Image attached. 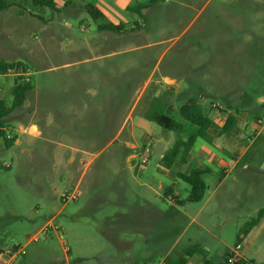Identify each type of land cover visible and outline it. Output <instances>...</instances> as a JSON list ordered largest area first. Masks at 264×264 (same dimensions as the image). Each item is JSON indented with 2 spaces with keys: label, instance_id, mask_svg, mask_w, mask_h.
Returning <instances> with one entry per match:
<instances>
[{
  "label": "crops",
  "instance_id": "obj_1",
  "mask_svg": "<svg viewBox=\"0 0 264 264\" xmlns=\"http://www.w3.org/2000/svg\"><path fill=\"white\" fill-rule=\"evenodd\" d=\"M183 1L56 0L58 11L53 12L48 18L40 16L38 18L43 23V32L48 36L49 41H57L60 38L64 42L62 46L49 48L45 53L46 56L37 57L36 62L40 64L45 59L46 63L41 66L44 68L43 72L54 74L60 71V79L52 76L41 87L33 84L31 93L34 98L27 101L26 108L24 106V108L16 110L17 112L15 111L13 115L25 116L26 112L34 114L41 111L45 113L48 122L53 123L56 122L53 120L55 112L60 116V122L63 124L69 126L81 124V126H85V129L71 128L70 131L73 134L71 140L67 139L66 142L59 143V145L71 154H92L93 148H103L101 146L102 124L116 123L118 107L123 105L121 97L114 92L116 89H113L112 86L106 89L102 87V84H112V78H110L112 68L107 71V80L101 78L105 69L102 60L110 59L116 54L132 53L138 51L139 48L145 50L159 48L160 54H166L175 48L181 36L191 28L193 30L189 41L174 54L264 53L262 19L258 13H253L264 9L263 0H241L242 9L237 14L228 13L225 3L214 4L210 13L205 14L206 9L211 7L209 2L211 0L201 6H199L198 0ZM86 4H91L100 10L102 17L98 20L92 19L96 28L94 33L89 32L87 36L73 39L71 25L66 22L65 17L82 18V22L88 23L89 20L84 15L88 13L83 7ZM171 7L172 14L175 9L177 17L164 18V13ZM247 10L250 12L247 13ZM192 13H195L193 18L182 22L181 16ZM54 14H57V18H54ZM251 14L252 17H249ZM32 16L36 15L32 14ZM107 24L121 26L124 31L117 33L100 29V26ZM184 24H186L185 28L179 35L167 36L171 27L182 28ZM132 41L141 45H132ZM122 42H126L125 48L118 49L119 43ZM81 51H86L88 54H80ZM61 55L62 57L74 55V59L57 62L55 56ZM80 55L83 56L79 58ZM207 74L209 77L215 75L213 71ZM1 76L16 77L14 71L0 74ZM161 80L166 85L162 84ZM13 87L14 85L11 87V92ZM3 90L0 83V100H5L2 97ZM102 90L114 93L106 95L104 98L98 97ZM202 91L198 90L197 93L189 95L191 92L190 83L164 74L160 75L159 79L151 77L141 83L138 99L130 105L123 126L115 137L126 131L125 146H128L130 151L126 156V165L129 168L136 167L140 171L141 176L140 174L139 176L143 179V182L140 183L141 186L146 187L154 194L136 195L121 202L125 208V212H121L124 218L120 221L124 237L118 239L119 244L115 245L112 239L114 235L113 218L107 216L105 230L100 228L102 220L96 219L94 226L100 228H96V230H100V234L106 237L108 245L106 247L99 246L95 255L84 259L96 258L100 264H115L117 258H121L124 264H206L207 261L212 264H225L235 245L240 243V257L243 260L254 264H264V217L246 236L239 233L243 225L264 208V205L251 207L259 197L258 194L248 193L244 197H237L229 201L223 197L215 201V197L227 177L239 165L242 164L243 169H249L255 165L259 167L260 172L264 173V154L259 159L256 157L247 159L246 156L251 147L246 146L242 151H231L216 142L214 146L204 142L200 146L194 145L189 152L187 163L176 162L172 169H166L161 164L165 151L173 145L175 139L172 136H167V138L163 136L159 139V145H156V140L153 137V132L156 130L155 123L147 118L148 109L157 105L170 111L191 101L202 106L206 98V95L201 93ZM146 93L149 94L147 100L137 111L138 101ZM57 94L63 98L62 112L55 110ZM239 94L237 90L222 89L224 103L221 104L226 108L244 107L239 102L241 100ZM262 98L264 96L259 97L258 101L261 102ZM7 104L11 103L7 102ZM211 112L212 115L209 114V116L219 126H223L228 114L225 112L223 115L218 114L213 110ZM237 116L239 121V115ZM257 119L263 126V130L264 121L259 116ZM128 124H130L129 130L126 129ZM13 125L15 126V123ZM184 127L185 124L183 129H185ZM20 128H23V125H20ZM160 129L162 130V128ZM28 130H31L29 133L35 137L42 136V130L36 123H32ZM260 134L261 131L258 130L255 136L259 138ZM143 136H152L154 147L151 157L157 152L159 160L155 166L149 167L148 165L140 170L136 166V158L133 155L135 144L132 143V139ZM14 138L15 144H22V141L16 136ZM1 139L3 144L0 145V149L3 150V146L6 147V145L4 139ZM217 151L224 155L218 154ZM225 158L230 160L226 161ZM91 161H88L87 165L91 164ZM4 166L10 168L9 164ZM197 168L207 170L203 176L207 190L201 202L191 203L187 201L190 187L189 189L183 187L182 182L184 181L178 177V173L187 175L191 170ZM213 178H217V181H212ZM181 191H186L187 195L182 197ZM167 192H169L168 195H166ZM249 204V209H253L248 214L246 210H248L247 205ZM165 205L169 208H166ZM55 217L56 215H53L48 223L41 228V231L47 228L48 224L51 226ZM230 231L231 234L228 233ZM228 235L236 237L234 243L229 241ZM34 236L28 239V243L33 241ZM114 238L117 240V237ZM25 247L21 244L7 247L0 242V264H41L35 257V254L40 250L38 247L35 248L34 257L33 254L29 255V251L25 254L14 251V249ZM110 248L114 252L105 253Z\"/></svg>",
  "mask_w": 264,
  "mask_h": 264
},
{
  "label": "rangeland",
  "instance_id": "obj_2",
  "mask_svg": "<svg viewBox=\"0 0 264 264\" xmlns=\"http://www.w3.org/2000/svg\"><path fill=\"white\" fill-rule=\"evenodd\" d=\"M14 1L15 6L0 13V60L22 61L29 68L32 85L41 87L52 76L60 79V71L54 74L43 72L44 68L41 66L46 63L45 59L43 63L36 62L37 57L46 56L45 53L49 48L62 46L64 42L60 38L57 41H49L48 36L43 32V23L38 18L39 16L48 18L53 11L49 8H36L31 4V0ZM207 1L198 0L199 6ZM209 2L211 7L206 9L205 14H209L212 6L217 3H225L228 13L231 14L240 13L242 9L241 0H211ZM249 12L247 10V13ZM31 13L36 16H32ZM253 13L261 16L264 27V9ZM252 14L249 17H252ZM84 15L89 20L88 23L82 22V18L65 17L66 22L71 25L73 39L96 31L91 17L86 13ZM194 15L195 13L185 14L180 19L183 20L182 22L189 21ZM169 16L177 17L175 9L172 14V7L164 13V18ZM54 18H57V14H54ZM186 24L182 28L171 27L167 36L179 35ZM192 30L191 28L183 34L175 48L166 54H160L159 48L152 50L139 48L132 53L116 54L110 59L102 60L105 69L101 78L107 80V71L112 68L110 77L112 84H102V87L106 89L112 86L116 89L114 92L121 97L123 105L118 107L116 123L102 124L101 146L103 148H93L92 154H71L60 147L59 143L66 142L67 139L71 140L73 136L71 128L83 130L85 126L63 124L60 122V116L55 112L53 120L56 122L53 123L48 122L45 113L41 111L34 114L26 112L25 116L11 117L8 131L13 137L16 136L22 141V144L13 143L10 148L3 146V150L0 149V166H2L0 167V242L2 245L8 247L21 244L26 246L25 251H29V255L33 254V257L35 248L38 247L40 250L35 257L41 264H100L96 258L89 260L84 258L95 255L99 246L108 245L106 237L100 234V230H96L101 227L105 230L107 216L113 218L112 239L115 245L119 244L118 239L124 237L120 221L124 218L121 212H125V208L121 202L136 195L154 194L141 186L143 179L140 177V171L136 167L129 168L126 165V156L130 152L128 146H125L126 131L115 137L123 126L130 105L138 99L141 83L148 78L159 79L160 75L164 74L178 80L182 79L190 83L189 95L203 90L201 93H204L206 98L201 107L207 115H212V110L223 115L224 111L212 106L216 103H224L222 89L237 90L238 94L242 90L239 94L241 97L239 102L244 107H224L228 111L238 112L239 121L236 130L228 136L220 137L216 143L231 151H242L246 146L251 147L246 156L247 159L263 157L264 129L262 130L263 126L260 125L257 117H261L264 121V106L258 101L259 97L264 96V53L174 54L189 41ZM125 43H119L118 49H124ZM132 45L141 44L132 41ZM80 54L87 55L88 52L81 51ZM55 57L57 62L74 59V55ZM210 71L215 73L213 77L208 76L207 73ZM14 81L13 76L0 77V83L4 89L2 97L8 103H12L13 100L11 87ZM160 82L166 85L162 80ZM114 92L102 90L98 97L104 98L106 95H113ZM148 95L146 93L138 101L137 111L142 108ZM32 97L34 98V95L30 93L27 101ZM56 99L55 110L62 112L63 98L57 94ZM179 110V107L173 108L171 115L181 121ZM32 123H36L42 130L41 137H35L29 133L31 130L28 129ZM184 124L185 129L180 134L183 138L198 130L195 125L187 122ZM20 125H23V128H20ZM154 126L156 130L153 132V137L156 145H159V139L163 136L166 138L172 136L176 139L175 132L163 128L161 130L157 124ZM129 128L130 124L126 129L129 130ZM258 130L261 131L259 138L255 136ZM149 139L153 141L151 147L153 149L152 136L135 137L132 143L135 144V148L142 147L149 143ZM202 143L204 141L198 139L196 146ZM2 144L3 140L0 138V145ZM217 153L224 155L220 151ZM90 160H92L91 164L87 165ZM139 160V158L135 159L136 164ZM158 160L159 153L155 152L146 166H155ZM225 160L230 159L225 158ZM6 164H9L10 168L5 167ZM241 166L242 164L227 177L215 201L223 197L229 201L251 193L259 196L251 207L264 205V173L260 172L259 167L255 165L249 169H243ZM212 181H217V178H213ZM182 185L189 189L187 183L182 182ZM186 195V191H181L182 197ZM236 206L238 207V203ZM247 206L249 212L248 210L246 212L249 214L253 208L249 209L250 204ZM165 207L169 208L167 205ZM53 215H56L53 223L51 226L47 225L46 233L42 232L41 228ZM96 219L102 220L100 228L94 226ZM55 227L58 230H55ZM228 233L231 234V231ZM34 235L38 240L28 243V239ZM114 237H117V240ZM228 237L230 242H235L234 235H228ZM111 252L113 253L114 250L111 251L110 248L105 253ZM117 259L115 264H124L121 258Z\"/></svg>",
  "mask_w": 264,
  "mask_h": 264
},
{
  "label": "trees",
  "instance_id": "obj_3",
  "mask_svg": "<svg viewBox=\"0 0 264 264\" xmlns=\"http://www.w3.org/2000/svg\"><path fill=\"white\" fill-rule=\"evenodd\" d=\"M31 4L39 9L49 8L53 12L58 11L56 0H31ZM14 0H0V13H4L12 6H15ZM86 12L90 15L91 19L98 20L102 17V13L95 6L86 4L83 6ZM101 30L113 31L117 33H123V27L113 24H107L100 26ZM29 68L22 62H5L0 61V74L14 71L15 84L12 89L13 102L8 105L5 100H0V138L4 139L7 148L14 143L15 138H6V129L10 126V119L17 109L24 106L30 93L33 90V85L30 82L25 81V74ZM215 108V107H214ZM227 113V119L223 126H219L209 115H207L203 108L195 101H191L180 107L179 114L181 121L176 120L172 115V109L167 111L165 108L153 105L148 109L147 118L157 124L159 127L173 131L177 134V137L173 145L165 151L161 160V164L166 169H172L173 165L178 162L185 164L188 162L189 152L194 147L198 139L203 140L207 144L214 146L217 139L222 136H228L232 131L236 130L238 123V112L228 111L223 109ZM190 123L198 127V130L191 133L187 137L183 138L180 134L183 130L184 123ZM2 167V166H0ZM207 173L206 169H193L189 174L184 175L178 173V177L187 183L190 187L188 202L198 203L201 202L207 190V184L204 180V174ZM169 192L166 193L168 195ZM264 217V208L260 209L256 216L248 220L240 229V234L246 236L250 230L256 226ZM240 240V239H239ZM183 264V263H182ZM206 264H212L207 261ZM225 264H254L250 261L240 260L234 263Z\"/></svg>",
  "mask_w": 264,
  "mask_h": 264
},
{
  "label": "built area",
  "instance_id": "obj_4",
  "mask_svg": "<svg viewBox=\"0 0 264 264\" xmlns=\"http://www.w3.org/2000/svg\"><path fill=\"white\" fill-rule=\"evenodd\" d=\"M24 76H25L26 82L31 81V79L29 77V72H27ZM261 103L264 105V98L261 99ZM214 107L219 109V110L225 109L224 106L220 103L214 104ZM6 138H8V139L13 138V135L11 133H9L8 129H6ZM148 141H149L148 144L146 143L142 147L135 148L134 152H133L134 158L140 159L138 161V164L136 165L138 167V169H140V170L145 168V166L148 164L150 157H151V154H152V148L151 147H152L153 141H152V139H149ZM47 228H44L42 232L46 233ZM55 230H58L57 227H55ZM36 240H38V238L36 236H34L33 241H36ZM240 249H241V244L240 243L236 244L233 252L227 258L228 263H234V262H238V261L242 260V258L240 257ZM14 251L15 252L19 251V253H21V254H25V252H26L25 248L14 249Z\"/></svg>",
  "mask_w": 264,
  "mask_h": 264
}]
</instances>
